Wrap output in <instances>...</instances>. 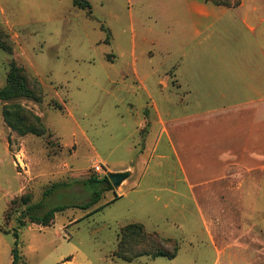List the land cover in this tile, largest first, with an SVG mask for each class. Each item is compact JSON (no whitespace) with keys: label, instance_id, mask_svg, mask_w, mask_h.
I'll list each match as a JSON object with an SVG mask.
<instances>
[{"label":"rangeland","instance_id":"rangeland-1","mask_svg":"<svg viewBox=\"0 0 264 264\" xmlns=\"http://www.w3.org/2000/svg\"><path fill=\"white\" fill-rule=\"evenodd\" d=\"M87 1L91 13L73 0H0V89L14 86L15 65L19 70L13 94L24 79L31 92L0 100V213L6 210L1 229L11 233L14 242L13 233L25 214L23 200L43 202L38 213L43 215L59 205L89 202L97 186L87 184L91 178L101 180L109 173L123 175L125 182L131 168L135 171L122 192H104L87 210L57 213L52 226L31 227L25 219L19 264H58L68 258L72 264H264V165L244 172L236 167L227 180L192 188L183 180L166 136L153 151L162 129L148 124L154 102L165 117L190 118L263 97L237 94L221 101L209 99V94L161 90L157 81L167 79L175 68L176 73L186 71L185 64L178 67L182 54L210 56L235 45L233 37L245 38L253 50L254 40L262 39L264 50V22L235 26L226 20L227 25H216L211 34L224 40L222 47L212 40L183 46L177 35L169 37L166 21L155 25L140 5ZM257 4L264 6V0ZM174 132L171 129L189 171L191 163ZM98 164L101 174L94 169ZM117 194L127 195L114 201ZM130 224L176 241L177 257L154 259L156 249L150 250L148 240L137 232L128 236V246L137 254L145 251L144 256H124L122 230Z\"/></svg>","mask_w":264,"mask_h":264},{"label":"crops","instance_id":"crops-1","mask_svg":"<svg viewBox=\"0 0 264 264\" xmlns=\"http://www.w3.org/2000/svg\"><path fill=\"white\" fill-rule=\"evenodd\" d=\"M129 1L147 11L155 25L158 26L159 23L163 24L166 21L164 28L169 37L177 35L183 46L194 43L202 46L203 42L212 40L213 45L219 43L222 47L224 40L220 36L213 37L211 34L216 25L226 20L235 26L238 23L247 25L248 21L257 24L264 22V16L261 15L262 11L264 12V6L257 4L258 0H254L253 5L241 0V4L234 7L217 4L210 0ZM161 12L166 19L161 18ZM225 25L227 24H222V26ZM250 30L256 29L251 27ZM172 32H174L173 35ZM205 34L208 35L205 36ZM232 41L236 42L235 45L225 46L222 51L214 52L210 56L182 54L179 59L183 64L178 67L181 68L185 64L186 71L176 73L175 68L167 79L157 81L159 89L173 88L176 91L185 90L186 93L209 94V99L221 101H227L231 97H236L237 94H264L262 39L254 40V50L247 47L245 38L233 37ZM215 50L219 49L215 48ZM151 56L154 57L155 53L150 54ZM191 62H194L192 70L189 69ZM223 108L215 113L206 111L190 118H177L165 117L157 104L155 102L153 104L154 114L151 121L148 120V124H158L162 129L153 151L159 150L162 136H166L177 157L179 168L184 176L183 180L192 188L227 180L231 169L236 167L244 172L264 165V96L242 100L234 107L229 105ZM171 129H175L176 141L179 142L181 151L191 163L189 171L181 159ZM193 156L195 160H192ZM131 170L129 179L123 182L120 188L113 187L114 190L122 192L124 187L130 185L129 181L135 171L134 168ZM25 188L26 186L23 185L20 193ZM126 195L117 194L116 198L119 200ZM116 198L114 201H117ZM5 212L6 210L0 213V264H14L15 240L12 242L11 233L1 229ZM30 226L42 227L33 223ZM72 263H75L73 259L70 261L65 259L58 264Z\"/></svg>","mask_w":264,"mask_h":264},{"label":"trees","instance_id":"trees-1","mask_svg":"<svg viewBox=\"0 0 264 264\" xmlns=\"http://www.w3.org/2000/svg\"><path fill=\"white\" fill-rule=\"evenodd\" d=\"M73 3L75 6L81 8V9H84V10L88 9L89 13H91V6L87 0H73ZM18 70L19 69L14 65L13 69H12L13 77H11V78L14 79L15 84L18 82V77L14 76V74ZM15 84H14V86H15ZM14 86L12 88L6 87L4 89H0V100L10 99L14 95L18 96L19 91H21L20 92L21 95H26V94L30 95L31 94L30 89L28 87L29 85L25 79H24V81H22L20 83V90H18L15 94H13ZM5 116H6V119H8L7 113H5ZM87 184H96L97 185L95 187L93 194H92V199L89 202L84 203V204H80V205H59V206H56V207L50 209L49 211H46L43 215L38 214L39 211H41V209L44 207L43 202H40L38 204H31L28 202V200H23L24 204L26 205V208H25V212H24L25 214H23L19 218L20 228L22 226H24L25 219H28L31 224L32 223L38 224V225H41L42 227L51 226L53 220L55 219V215L57 213L64 212L69 208H81L83 210L90 209L91 207H93L94 205L98 204L101 201L104 192L114 189L112 184L110 183V180L107 177H104L101 180H96L95 178H91L88 180ZM55 187L56 186H53V188L51 190L46 191L44 195L46 197H48L52 193V191L55 189ZM103 208H104V206L97 208L96 210L92 211L88 216L92 215L93 213H95L97 211L102 210ZM20 228L16 229L13 233V236L15 238V243H14V248H13V263L14 264H19L21 261H23L21 252L19 250V237H20V230H21ZM134 232H137L138 234H140V235H138L140 238H142V239L146 238V240H148V242L151 246L150 250L156 249V253L153 256L154 259L158 258V257H167L169 259H174L177 257L179 248H178V243L176 241H174L172 239H162L157 234H146L145 228L141 224H130L122 230V233H124V235L122 234L123 237H122L120 249L123 250L122 245H125V249H124L125 251L123 253L124 256H126L127 254H130V258H131V256H134L135 258L141 257L142 255L144 256L145 251L140 252V254H137L135 252L133 246L132 247L128 246L129 244L127 241H128V238H130L128 236ZM126 247H127V249H126ZM170 252H172V253H170ZM136 254H137V256H135ZM149 254L147 253L146 255H149ZM66 261H70V258H68Z\"/></svg>","mask_w":264,"mask_h":264},{"label":"water","instance_id":"water-1","mask_svg":"<svg viewBox=\"0 0 264 264\" xmlns=\"http://www.w3.org/2000/svg\"><path fill=\"white\" fill-rule=\"evenodd\" d=\"M108 179L114 188H119L121 184L124 182L125 177L123 175H111L108 173Z\"/></svg>","mask_w":264,"mask_h":264},{"label":"built area","instance_id":"built-area-1","mask_svg":"<svg viewBox=\"0 0 264 264\" xmlns=\"http://www.w3.org/2000/svg\"><path fill=\"white\" fill-rule=\"evenodd\" d=\"M94 169L97 174L102 173L103 171V167L100 164L96 165Z\"/></svg>","mask_w":264,"mask_h":264}]
</instances>
